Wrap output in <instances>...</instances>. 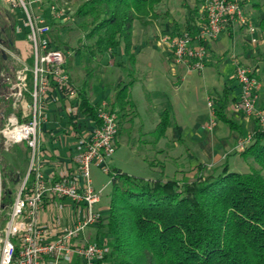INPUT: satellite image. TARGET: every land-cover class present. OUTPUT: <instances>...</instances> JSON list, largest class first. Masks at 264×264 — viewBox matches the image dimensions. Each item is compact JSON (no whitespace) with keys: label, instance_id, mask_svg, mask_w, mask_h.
Wrapping results in <instances>:
<instances>
[{"label":"trees","instance_id":"16d2710c","mask_svg":"<svg viewBox=\"0 0 264 264\" xmlns=\"http://www.w3.org/2000/svg\"><path fill=\"white\" fill-rule=\"evenodd\" d=\"M165 1L86 0L73 13L89 44L78 41V47L66 54L65 69L69 74L75 59L97 64L85 69L80 86L75 88L71 78L78 113L95 127L102 122L100 104L91 98L93 84L105 55L120 48L125 61L117 65L126 80L116 87L106 104L117 114L119 125L133 122L131 114L137 109L131 97V88L137 82L134 26L140 23L148 27L160 20L163 15L159 9ZM248 4L255 10L264 9V0H250ZM201 16L194 9L184 31L172 37L198 41ZM13 28L14 24L8 27L10 34H14ZM259 28L264 33V18ZM52 40L59 48L54 35ZM8 42L12 43L11 39ZM6 89L7 81L0 78V114L4 117L12 112L4 99ZM231 102L235 100L224 91L212 103V112L219 122L241 135V127L227 115ZM170 121L171 114L165 111L151 133L155 145L165 137ZM255 122L245 148L232 154L250 165L248 173L234 172L226 163L220 173L199 165L192 179L145 180L108 169L113 185L109 212L97 225L95 243H106L109 254L98 264H264V131ZM12 200L10 192H2L1 207L10 206Z\"/></svg>","mask_w":264,"mask_h":264},{"label":"built area","instance_id":"2783aa9c","mask_svg":"<svg viewBox=\"0 0 264 264\" xmlns=\"http://www.w3.org/2000/svg\"><path fill=\"white\" fill-rule=\"evenodd\" d=\"M250 0H203L199 23V40L191 42L183 36L164 37L176 65L189 71L202 72L207 58V46L217 40L229 25L245 30L251 45H264V33L246 16V3ZM14 22L13 32L23 35L30 46V55L19 52L9 54L14 78L4 99L11 109L7 117L0 114V136L5 148L23 145L29 151V165L10 206L0 208V264H59L77 260L79 264H98L109 254L106 243H91L87 233L96 227L102 216L95 209L100 203V192L92 187L90 170L93 165L105 171L106 160L115 153L118 130L117 114L101 103L98 109L102 124L93 127L82 138L73 155L76 172L73 174L45 176L37 166L39 137L48 123L47 107L66 100L65 115L76 117V94L67 73L66 54L52 40L49 12L53 19H62L66 13L45 0H0ZM23 22V27L18 25ZM32 60V66L28 61ZM240 90L238 110L257 121L264 131V110L256 107L261 83L252 68L237 63L234 74ZM212 109V103H208ZM215 121L210 122V127ZM250 141L238 144L242 151ZM47 200L68 202L75 210L76 221L62 229L60 220L48 225L39 219ZM63 205L56 206L60 213Z\"/></svg>","mask_w":264,"mask_h":264},{"label":"crops","instance_id":"0c3cea01","mask_svg":"<svg viewBox=\"0 0 264 264\" xmlns=\"http://www.w3.org/2000/svg\"><path fill=\"white\" fill-rule=\"evenodd\" d=\"M136 26L135 23L133 52L137 58V82L131 88V97L134 101V92L141 85L142 91L149 98L146 106L148 104L155 111V118H152L153 131L165 111L171 114L165 137L153 147L156 148L157 157L161 158V161L159 160L155 165L161 169L160 178L168 180L167 169L169 167L174 169L175 163H178L181 169H174L171 179H176L178 175L182 176L183 167L189 168L195 175L199 165L207 168L221 166L236 152L238 144L251 136L256 126L254 119L246 117L238 110L240 90L234 78L237 63L253 69L261 83L260 91H262L257 102L261 106L259 109H264V63L257 58L264 54V45H251L245 30L229 25L217 40L208 44L204 70L189 71L185 66L174 64L169 45L163 42L164 37H170L177 31L183 32L184 27L173 28V25L167 22L161 25L162 31L156 26V31L137 33ZM174 29H176L175 33ZM121 55L122 48L114 54H107V64H103L105 60H102V67L91 93L93 103H109L116 87L124 81V73L117 65L125 61L123 55L122 59L118 60ZM258 59L261 62L258 63ZM252 64L255 66L259 64V69L256 70ZM208 66H215L216 76L212 73H204ZM142 77H146L145 80ZM80 85L81 83L75 84V88ZM202 90L207 105L209 102L219 100L224 91L231 100H235L228 105L227 115L241 127V135L219 122L209 107V112H199L192 102V95L198 96ZM66 106V100H62L60 105L50 104L47 107L48 123L40 132L37 159L38 169L45 176L52 175L58 178L60 175L75 173L73 155L77 144L94 127L90 120L84 119L79 114L74 118L67 117L64 110ZM149 107L146 108L147 112H150ZM215 107L218 108L219 105ZM212 120L215 121V125L210 127ZM93 166L102 168L99 165ZM61 204L63 209L59 213L56 206ZM97 211L102 217L107 216L109 204L99 206ZM39 219L48 225H56L57 220H60V227L66 229L70 228L77 218L74 208L68 202L47 200ZM97 227L87 233V240L91 243H95L98 237ZM100 241H103L102 237ZM59 264H79V262L74 260L71 263Z\"/></svg>","mask_w":264,"mask_h":264},{"label":"rangeland","instance_id":"374dc122","mask_svg":"<svg viewBox=\"0 0 264 264\" xmlns=\"http://www.w3.org/2000/svg\"><path fill=\"white\" fill-rule=\"evenodd\" d=\"M45 1L47 5H55L61 11L66 13L62 19H53L49 13L46 15V18L50 21L52 35H54L55 39L58 41V47L68 53H71L78 47V41H84L85 38L84 30L79 27L77 22L74 21L72 15L86 0ZM202 7L203 0H166L159 9L163 17L156 21L152 26L148 27H145L140 23H136V31L137 33L142 31L153 32L156 31V26L161 30V25H165L167 22H170L173 25V28L175 26L182 28L192 11L194 9H198L199 14H201L203 9ZM245 12L251 22L256 24H259L264 18V9L255 10L252 8L251 4H248L245 7ZM14 14V12L9 13L6 9L0 8V33H2L0 37V51H2L3 56L7 58L3 64H0V78L7 81V89L4 91V94L8 92L11 81L14 78V69L9 60V54L19 52L22 55V58H25L23 56L30 55V46L24 40L23 35L15 36V34H10V32H8V27L13 26L14 24L11 19V15L16 17ZM18 25L22 28L23 22L18 21ZM173 31L175 33L176 29ZM9 39H11L12 43L8 42ZM84 42L87 43L86 40ZM121 57L122 55L118 58V60H121ZM107 58L106 54L103 64H107ZM257 58L261 59L262 63H264V54ZM259 59L257 61L258 63L261 62ZM28 63L32 66V60H29ZM96 65L97 64H87L84 60L75 59L72 64L71 71L69 72L70 78L75 80V84L78 85L81 83V80L86 74L85 69L96 67ZM252 66L254 67L255 65L252 64ZM255 68L258 70L259 64L256 65ZM204 73H212L214 76L217 75L215 66H208ZM195 75L199 77L198 74ZM145 78L146 77H142L144 80ZM125 80L126 78L124 75V81ZM141 87L142 86L140 85L134 92V101L137 102V109L135 114H131L133 122H124L122 125L118 124V128L121 130L120 135L116 139L115 153L110 159L106 160L105 164L107 169L120 170L122 173L132 178L155 179L161 177L160 167H155L159 160L161 161V158L157 157V153H155L156 148H153L155 146L154 139L151 136L154 122L152 118H155V111H153L148 104L146 106L149 98L142 91ZM261 93L262 91H260L259 95ZM201 96H203L202 100ZM192 102L194 106L198 108L200 113L209 112L210 109L208 108L205 99L204 90H202L198 96L193 94ZM105 103L108 104V102ZM148 107L150 112L146 111V108L148 109ZM256 107L258 109L261 108L258 102ZM0 127H2V123H0ZM250 137L244 141H248ZM236 151H239L238 147L236 148ZM226 163L229 164L231 170L234 172L244 174L250 171L249 164L245 163L238 156L232 155H230L221 166L209 169H213V171L220 173L222 167ZM28 165L29 151L24 148L23 145L13 146L7 150L4 146V139L0 136V175L2 181V192H10L12 199L16 196L20 184L27 172ZM174 169H181L179 168L178 163H175ZM174 169L172 167L167 169L166 174L168 175V179L173 178ZM182 169H184L183 175H178L176 179L181 180L183 178H194V174L189 168L183 167ZM107 172L108 171H105L103 168H97L95 166H92L90 170L92 187L97 193L100 192V203L95 207L96 210L99 206L103 207L109 204V195L112 191L113 185L111 177ZM211 172V170L208 171V174Z\"/></svg>","mask_w":264,"mask_h":264},{"label":"water","instance_id":"95a60500","mask_svg":"<svg viewBox=\"0 0 264 264\" xmlns=\"http://www.w3.org/2000/svg\"><path fill=\"white\" fill-rule=\"evenodd\" d=\"M1 198H2V181H1V175H0V208H1Z\"/></svg>","mask_w":264,"mask_h":264},{"label":"flooded vegetation","instance_id":"af4514ba","mask_svg":"<svg viewBox=\"0 0 264 264\" xmlns=\"http://www.w3.org/2000/svg\"><path fill=\"white\" fill-rule=\"evenodd\" d=\"M0 54H1V56L3 57V63L7 60V58L5 57V56H3V52L2 51H0ZM2 64V63H1Z\"/></svg>","mask_w":264,"mask_h":264}]
</instances>
